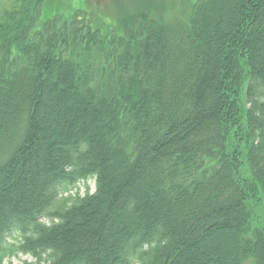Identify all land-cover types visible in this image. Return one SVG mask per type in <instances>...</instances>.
Instances as JSON below:
<instances>
[{
  "label": "trees",
  "instance_id": "trees-1",
  "mask_svg": "<svg viewBox=\"0 0 264 264\" xmlns=\"http://www.w3.org/2000/svg\"><path fill=\"white\" fill-rule=\"evenodd\" d=\"M43 5L0 0V264H264V0Z\"/></svg>",
  "mask_w": 264,
  "mask_h": 264
},
{
  "label": "rangeland",
  "instance_id": "rangeland-1",
  "mask_svg": "<svg viewBox=\"0 0 264 264\" xmlns=\"http://www.w3.org/2000/svg\"><path fill=\"white\" fill-rule=\"evenodd\" d=\"M196 0H44L42 19L45 21L55 16L61 19H71L78 10H86L99 18L102 27L109 26L132 27L134 20L144 14L165 20L188 19ZM3 7V6H1ZM241 175L250 177V172L245 165L241 169ZM89 191H95V183L91 182ZM88 191L85 184L80 185L73 193L80 195ZM257 215L255 226L264 231V197L257 190ZM253 224V225H254ZM35 264L29 256H19L12 260V264Z\"/></svg>",
  "mask_w": 264,
  "mask_h": 264
}]
</instances>
